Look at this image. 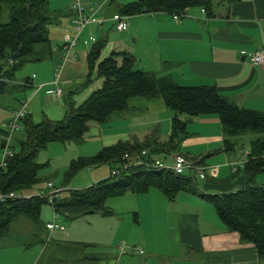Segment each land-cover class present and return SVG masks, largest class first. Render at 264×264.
Listing matches in <instances>:
<instances>
[{"label": "crops", "instance_id": "0c3cea01", "mask_svg": "<svg viewBox=\"0 0 264 264\" xmlns=\"http://www.w3.org/2000/svg\"><path fill=\"white\" fill-rule=\"evenodd\" d=\"M109 1L100 5L92 21L78 35L72 48L74 57L66 61L56 84L61 89L57 95L50 92L53 90L52 71L61 62V45L73 36L69 20L73 13L70 2L66 3L68 14L48 26V40L35 47L33 60L26 62L18 75L21 79L13 77L11 84L18 87L10 95L13 102L9 100L0 105V131L20 99L27 100V117L37 123L44 118L60 119L65 98L79 104L93 91L89 85L83 89L80 86L86 85V54L98 39H104L108 54L123 51L130 55L137 69L168 75L184 86H212L228 101L264 112V64L253 66L243 54L264 43V0H212L211 13L206 10L201 13L200 7H192L177 20L165 12L120 14L127 24L125 31L114 30L110 15L116 12L117 6L129 1ZM116 60L119 62L120 57L116 56ZM24 79H28V84L22 87ZM19 91L17 96L19 93L15 92ZM170 118L171 113L159 97L130 96L125 109L109 113L102 122H86L82 140L73 143L84 148L76 157L91 156L116 142L148 144L153 157L164 154L168 161L173 153L179 152L204 166L202 178L192 171H185L182 176L207 195L228 193L242 184L241 169L248 148L223 151L220 124L215 115L183 117L186 121L184 136L177 145L174 141L166 144ZM17 134L18 130L12 139ZM86 169L88 172L83 174L82 181L86 184L92 181V184L99 175L91 166ZM263 172L255 175L256 178L260 174L256 180L254 178L256 183L264 184ZM115 196L120 200L118 204L104 205L110 210L108 215L91 213L76 218H93V227L89 226L85 235L86 228L75 229L72 223L67 234L62 222L59 223L66 232L53 231L51 235L86 244L94 238L104 239L94 248L96 251L86 249L88 254L98 257L94 264H264V257L257 256L252 243L243 242L236 232L228 231L211 204L198 194L179 190L168 199L151 186L144 191L127 190ZM128 200L132 201L131 205ZM47 221L42 224L43 229ZM44 231L50 235L46 229ZM91 232L95 233L94 238H90ZM52 240L57 242V239ZM120 240L126 243L122 253L116 249ZM106 248L108 250H103ZM138 248L141 254L137 253ZM5 259L0 255V264ZM81 264H85L84 261Z\"/></svg>", "mask_w": 264, "mask_h": 264}, {"label": "trees", "instance_id": "16d2710c", "mask_svg": "<svg viewBox=\"0 0 264 264\" xmlns=\"http://www.w3.org/2000/svg\"><path fill=\"white\" fill-rule=\"evenodd\" d=\"M192 7H200L211 13L213 2L134 0L117 6L115 10L127 16L155 12L175 14ZM3 9L6 10V19L0 20V93L8 88L18 87L11 84L15 71L24 63L33 60L35 47L48 40V26L68 14L65 6L50 9L48 0H0V16L4 14ZM103 42L104 39L95 41L85 58L84 83L89 81L94 70L96 77L101 79L98 88L91 91L79 104L65 98L64 114L58 120L44 118L32 123L27 117L28 113L21 119L22 133L19 137L14 136L11 143L13 154L0 166V191H24L36 182V171L43 165L35 162V155L47 142L82 140L87 121L99 123L109 113L125 109L126 100L130 96L159 97L171 113L167 145L173 141L177 145L183 138L186 124L183 117L212 114L218 118L220 124L223 151L247 146L248 154L241 169L244 174L242 184L228 193L207 195L198 190L189 178L174 175L170 170L144 171L134 167L117 177L108 175L84 188L69 190V195L63 199L53 197L50 201L52 211L69 220L91 213L108 215L110 210L104 207L103 202L110 195H120L127 190L140 192L152 186L170 199L176 191H186L198 194L209 202L225 228L236 232L241 241L252 243L257 256L264 257V184H258L254 180L257 173L264 171V112L238 106L222 97L212 86H184L168 75L137 69L134 67L133 58L123 51H114L99 59ZM116 56L120 57L119 62ZM27 84L28 79H24L21 85L23 87ZM242 136L248 137L244 145L238 141ZM148 148V144L116 142L91 156L70 160L64 177L68 179L84 166L107 163L110 168L117 167L124 152L134 153L146 149L151 154ZM45 199L43 195H31L1 201L0 237L18 216L36 224L40 203ZM51 242L44 256L45 262L39 264H49L54 259H60L64 253L73 255L76 261H84L85 264H94L98 259L95 254L86 252V249L94 247L92 244Z\"/></svg>", "mask_w": 264, "mask_h": 264}, {"label": "rangeland", "instance_id": "374dc122", "mask_svg": "<svg viewBox=\"0 0 264 264\" xmlns=\"http://www.w3.org/2000/svg\"><path fill=\"white\" fill-rule=\"evenodd\" d=\"M85 1L86 0H82V2H85ZM96 1L98 4H102L105 0H96ZM119 1L127 2L130 0H119ZM66 3H67V0H48V6L50 9L62 8L66 5ZM3 13L4 14H1L0 16L1 21L6 19L5 9H3ZM114 13L119 14L118 12H114ZM69 20H71V24H72V17H70ZM109 41H111L110 38H109ZM109 41L107 42V44L109 43ZM105 49H106V45H103L99 51L100 59L108 55L109 50L105 51ZM23 65L14 73V77L17 80L21 79L20 77H18V75L22 73L21 71L23 69ZM84 81H85V78H84ZM99 84H100V78H97L94 70H92L90 77H89V81H87L85 86H80V87L83 89L84 87L89 85L90 87L96 89L99 87ZM13 93H14V88L12 87L8 88L3 93H0V105H2L3 103H6L9 100H12L13 102V99L10 96ZM15 93H19L17 96L20 95V91L15 92ZM21 93H23V91ZM24 96H27V95L25 94ZM22 128H23L22 123H20L19 127L17 128L18 134L16 135V137H19L21 135ZM247 139H248L247 136H242V137H239L238 141H240L242 145H244ZM73 143H76V142H58V141L47 142L45 144V147L38 150V152L35 155V162L37 164L43 165L36 171V182H34L24 191H17V192L18 193L21 192L23 193V195L25 194L35 195V193L37 192H42V193L56 192V194L53 195L54 198L63 199L69 195V190H76V189H81L86 186H89V184L92 181H89L90 182L89 184H86V182L84 183V181H82L83 174L84 173L87 174L88 172L85 166L77 170L68 179H65L64 177L66 167L68 163L70 162V160L74 159L76 156H78V154L84 151V148L81 145L73 144ZM245 148H247L246 145L242 147V149H245ZM158 158L162 160L163 163L170 165L169 160L165 161L164 154L158 155ZM0 160H1V149H0ZM91 168H92L91 170L94 171L95 174L99 175V176H96V179H94L93 183L98 180L103 179L105 175L108 176L107 175V172H108L107 163L91 166ZM258 175L256 176L255 180L257 179V177H260ZM262 175H263L262 177H264V172L262 173ZM47 181L52 182L53 184L52 189H48L46 187ZM127 195H130V194H127ZM119 201L120 200H118L117 196L110 195L107 198H105L103 204L106 207H110L111 206L110 204L116 205L115 203L118 204ZM127 202H128V205L132 204V201L130 200H128ZM114 210H118V209H114ZM51 211L52 210H51L50 201L48 200V198H46L40 203L38 221L36 224L32 222L31 220L24 218L23 216H18L16 219H14L11 222V224L8 227L7 232L2 237H0V255H4L6 258L5 259L6 261H1V264H39V262H45L44 256H46L48 249L50 248L52 244L51 242L52 239H57V241H66V239L54 238V236L51 235L52 233H50L48 237L44 233L45 228L43 229L42 224L47 219L48 220L51 219ZM113 212L114 214H116L115 211ZM54 214H55V221L58 223L62 222L66 226L67 234L70 231L69 223H72L75 229L86 228L84 230L85 232H83L84 235L87 233L89 226L93 227V220H91L93 218H91L90 220H87V218L86 219L79 218L73 221H69L68 218H66L65 216H63L62 214L58 212H54ZM120 218H122V216ZM64 232L66 231L64 230ZM54 235L60 236L55 233ZM91 235L92 237L90 238H94L93 236H95V233L91 232ZM66 237L67 236L65 235L63 236V238H66ZM103 241L104 239H99V238L92 239V242L90 241L89 242L90 244L94 245V247H91L89 249L93 250L94 248L97 247V245L100 242H103ZM121 242H124V240L118 241L117 245ZM102 244L103 243H101V245ZM117 245H116V249H117ZM103 250H108V248L103 249ZM94 251L96 250L94 249ZM78 257L79 255L76 258ZM81 263L82 261L81 262L76 261L73 255L64 253V254H61L60 259H54L50 261L49 264H81Z\"/></svg>", "mask_w": 264, "mask_h": 264}, {"label": "built area", "instance_id": "2783aa9c", "mask_svg": "<svg viewBox=\"0 0 264 264\" xmlns=\"http://www.w3.org/2000/svg\"><path fill=\"white\" fill-rule=\"evenodd\" d=\"M100 5L96 0H90L88 4L82 2V0H70V8L72 10V26H73V36L67 38L66 41L61 45V62L57 63L52 71L51 85H53V90L55 94H59L61 89L56 87L59 82L60 74L65 66L66 61L73 59L74 55L72 53V48L76 43L78 35L82 32L84 27L92 21L95 13L100 9ZM200 12H204L203 8L199 9ZM187 10H183L180 13L172 14V18L177 20L178 17L186 15ZM110 20L115 31H125L127 24L124 17L120 14H111ZM244 56L247 58L248 62L253 66H260L264 64V43H262L258 48L251 52H243ZM28 113L27 110V100L22 99L18 106L11 110L9 119L5 121L2 125V130L0 132V140L2 141L1 149V160L0 166L4 164L7 157L12 156L13 150L11 149V140L14 132L17 130L21 119ZM248 154V152L246 151ZM170 165L165 164L158 157H153L148 153L146 149H140L137 152L129 153L124 152L121 155V163L117 167H111L108 175L110 177H117L120 173L128 171L134 167H138L140 170L144 171H159V170H170L174 175H183L185 171H192L199 178L204 176L203 170L204 166L197 163L195 160H190L179 152H175L170 157ZM165 164V165H164ZM48 189L53 188L51 182L46 183ZM56 192H37L35 195L45 196L49 201L53 199V195ZM31 195H23V193H18L14 191H0V202L11 198H26ZM52 210V209H51ZM44 227L48 233L53 231L64 232V226L61 223L55 221L54 211H51V219L45 222ZM48 237V234H47ZM125 247V243L121 242L117 245V250L122 253ZM137 253L141 254V249H137Z\"/></svg>", "mask_w": 264, "mask_h": 264}]
</instances>
